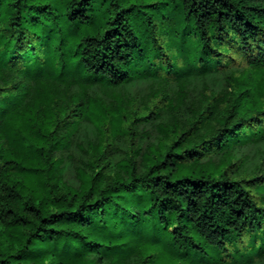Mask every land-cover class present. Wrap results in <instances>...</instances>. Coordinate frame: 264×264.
Segmentation results:
<instances>
[{"label":"trees","instance_id":"obj_1","mask_svg":"<svg viewBox=\"0 0 264 264\" xmlns=\"http://www.w3.org/2000/svg\"><path fill=\"white\" fill-rule=\"evenodd\" d=\"M0 264H264V0H0Z\"/></svg>","mask_w":264,"mask_h":264},{"label":"rangeland","instance_id":"obj_2","mask_svg":"<svg viewBox=\"0 0 264 264\" xmlns=\"http://www.w3.org/2000/svg\"><path fill=\"white\" fill-rule=\"evenodd\" d=\"M235 161H236L235 159L231 160L232 163H234ZM254 162H256V159H254L253 156H250L249 158L246 159V164H249V163L252 164ZM262 174H263L262 171L257 172V175H262ZM246 177H249V176H246Z\"/></svg>","mask_w":264,"mask_h":264}]
</instances>
